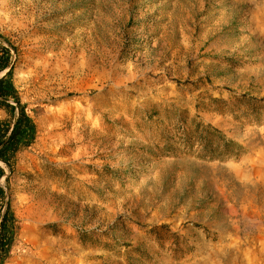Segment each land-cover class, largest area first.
Listing matches in <instances>:
<instances>
[{
  "label": "rangeland",
  "instance_id": "obj_1",
  "mask_svg": "<svg viewBox=\"0 0 264 264\" xmlns=\"http://www.w3.org/2000/svg\"><path fill=\"white\" fill-rule=\"evenodd\" d=\"M1 46L36 126L2 264L259 261L264 0H0Z\"/></svg>",
  "mask_w": 264,
  "mask_h": 264
},
{
  "label": "trees",
  "instance_id": "obj_2",
  "mask_svg": "<svg viewBox=\"0 0 264 264\" xmlns=\"http://www.w3.org/2000/svg\"><path fill=\"white\" fill-rule=\"evenodd\" d=\"M0 73L6 71V74L0 78V108L8 111L9 121L0 123V161L12 167L16 155L23 149L29 147L36 137V126L30 116L26 113V108L21 104L18 93L15 89L12 73L10 50L0 47ZM13 100L15 104H11ZM217 137L223 138L218 132ZM222 156L229 158L232 156L230 151V142L227 141L226 148L222 151ZM212 160H217L216 153H212ZM4 174L0 168V179ZM5 200L4 192L0 188V203ZM0 206V210H1ZM10 206L7 203V211L0 215V264L8 257L12 241H8V229L13 225L14 220L10 217Z\"/></svg>",
  "mask_w": 264,
  "mask_h": 264
},
{
  "label": "bare ground",
  "instance_id": "obj_3",
  "mask_svg": "<svg viewBox=\"0 0 264 264\" xmlns=\"http://www.w3.org/2000/svg\"><path fill=\"white\" fill-rule=\"evenodd\" d=\"M262 152H264V149H262ZM251 209L254 210L253 213L255 214L251 218V225L254 231L259 234L258 236L254 237V240L258 239L262 243L264 237V202L262 203V205L252 203ZM257 213H259L260 216H256ZM260 246L264 249V246H262V244H260ZM259 257V261L254 264H264V253L260 252Z\"/></svg>",
  "mask_w": 264,
  "mask_h": 264
}]
</instances>
